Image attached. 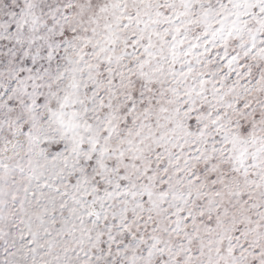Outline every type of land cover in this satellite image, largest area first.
I'll use <instances>...</instances> for the list:
<instances>
[{"label":"snow or ice","instance_id":"obj_1","mask_svg":"<svg viewBox=\"0 0 264 264\" xmlns=\"http://www.w3.org/2000/svg\"><path fill=\"white\" fill-rule=\"evenodd\" d=\"M0 264H264V0H0Z\"/></svg>","mask_w":264,"mask_h":264}]
</instances>
